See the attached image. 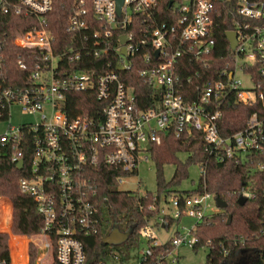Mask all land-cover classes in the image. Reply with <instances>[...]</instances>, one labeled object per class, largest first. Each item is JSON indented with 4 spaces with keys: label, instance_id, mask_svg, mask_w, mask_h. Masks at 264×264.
Masks as SVG:
<instances>
[{
    "label": "built area",
    "instance_id": "1",
    "mask_svg": "<svg viewBox=\"0 0 264 264\" xmlns=\"http://www.w3.org/2000/svg\"><path fill=\"white\" fill-rule=\"evenodd\" d=\"M218 1H170L162 20L159 0H123L119 13L115 0H72L63 28L67 36L61 39L48 25L54 0H0V14L36 21L11 39L0 29V146L24 172L19 189L43 219L34 237L42 238L58 264H85L81 237L95 234L99 225L98 169L114 168L123 183L149 161L148 146L160 144L168 132H200L205 151L217 160L254 163L261 179L233 194L246 201L261 198L258 233L264 237V0H238L236 12L244 21L234 30L233 65L198 86L195 100L183 93L177 74L183 57L197 58L215 45ZM133 68L159 91L153 107L140 108L133 88L121 80V73ZM239 73L249 87L242 86ZM78 92L97 101L91 114L72 111ZM226 92L235 94V102L258 108L230 129L220 122L219 101ZM14 112L26 117L13 123ZM215 198L208 191L161 196L133 254L115 251L98 264H179L178 249L193 250L197 224L220 210ZM171 227L160 241L156 233ZM167 244L171 249L164 250ZM0 264H13L10 255Z\"/></svg>",
    "mask_w": 264,
    "mask_h": 264
},
{
    "label": "trees",
    "instance_id": "2",
    "mask_svg": "<svg viewBox=\"0 0 264 264\" xmlns=\"http://www.w3.org/2000/svg\"><path fill=\"white\" fill-rule=\"evenodd\" d=\"M175 0H159L158 10L160 18L166 20V12L170 10L168 4ZM238 0H219L213 15V36L215 45L206 54L185 56L181 59L177 74L179 75L183 93L195 100L198 94L197 87L205 81L217 78V73L226 67H231L233 56L230 52L226 32L234 31L244 18L236 12ZM72 9V0H54L53 9L48 15L49 28L64 39L65 21ZM160 19V20H161ZM34 18L0 14V29L6 31L10 39L23 32L26 28L35 25ZM101 63V61L99 62ZM98 63V64H99ZM94 65H86L90 68ZM139 69L121 73V80L134 90L140 108L153 107L160 99L159 91L148 85L139 75ZM198 75L196 76V74ZM191 78V79H189ZM97 101L93 96L78 92L70 106L74 113H92L91 109ZM222 112L221 125L227 129L234 127L237 122L245 123L258 110L256 105H244L235 102V94L226 92L220 99ZM179 154H186L184 159ZM148 155L155 163L156 185L155 192L146 190L143 194L119 189L117 178L122 175L114 168L100 167L96 172L98 177L97 203L99 207V225L95 234L81 237L85 250V264H98L106 260L117 251L125 256L119 246L103 243L102 239L112 230L114 224L121 231L132 228L129 239L123 243L126 248L139 246L142 243L139 231L145 226L146 220L158 211L159 199L163 195H192L197 192L208 191L214 197L227 202V207L211 214L197 224L195 235L198 243L193 248L197 251L201 245H207V254L204 264H243L248 259L249 264H264V237L259 235L260 215L263 207L261 198L247 200L244 204L238 202L233 192L242 185L254 179H261L260 173L255 170L254 163L241 165L233 160L219 161L204 149V142L200 132L176 136L173 132L162 133L160 144L152 143ZM171 164L174 171L170 179L163 176V165ZM196 164L203 168L197 184L192 189H180L182 182L188 177V166ZM131 174H135L133 171ZM24 172L18 170L11 163L8 155L0 146V197H7L12 205L10 221L11 232L18 235L33 236L43 229V219L37 212L33 199L23 194L19 189V179ZM153 205L154 209H148ZM10 206L0 198V228L6 227ZM230 216V222L227 223ZM8 234L0 232V259L9 260ZM24 237H12V253L15 264H26ZM32 240L39 247L38 261L43 264L49 261L47 252L49 246L40 237ZM21 243V244H20ZM23 252L19 256V250ZM171 249L169 244L164 250ZM158 252L160 248H155ZM21 252V251H20ZM37 248L29 243L27 247L28 263L34 264L37 257ZM243 256V257H239ZM246 255V258H245ZM244 259V261L242 260ZM50 263V262H49ZM53 264H58L54 260Z\"/></svg>",
    "mask_w": 264,
    "mask_h": 264
},
{
    "label": "rangeland",
    "instance_id": "3",
    "mask_svg": "<svg viewBox=\"0 0 264 264\" xmlns=\"http://www.w3.org/2000/svg\"><path fill=\"white\" fill-rule=\"evenodd\" d=\"M237 79L241 81L242 86L249 87L251 84L247 80V78L243 77L240 73L237 74ZM12 121L13 123H16L26 116H22L19 112H14L12 116ZM3 128V126H0V130ZM186 157V154H179L180 159H184ZM174 171V166L171 164H164L163 165V176L165 179H170ZM200 176V168L196 164H191L188 166V177L182 182L180 189H192L196 186L197 181ZM119 189L124 190V191H130V192H135L139 194H143L146 190L155 192L157 189L156 185V167L154 161L151 159L149 156V161L148 162H142L139 166V170L137 174L131 175V177L125 178L123 183L119 184ZM4 199L10 206V212H9V220L11 221V214H12V205L10 200L7 197H0ZM8 217L6 219V227L0 228V232H6L8 234V248H9V255L10 258L12 259L13 264L14 262V257H13V251L11 248L12 245V237H24V244L23 247L25 248V253H26V264L28 263V254H27V247L29 243H32L36 248H37V257L35 259L34 264H43L42 262L38 261L40 252H39V247L38 245L32 240L33 236H25V235H18L14 234L11 232L10 229V223H8ZM182 223L184 224H190L191 220L188 218H183ZM1 225V224H0ZM9 227V228H8ZM174 227H171L170 229H165L167 232L159 230L156 234L157 237L159 238L160 241H166L168 236L171 234L173 231ZM21 244V243H20ZM137 246H134L132 248H126L125 245H119L118 249L123 251V253L126 256L132 255L133 250L136 249ZM21 251V252H20ZM23 252V249L21 248L19 250V256ZM178 253L180 256L179 264H204L205 263V256L207 254V249L206 248H200L197 251L191 250L188 247H180L178 249ZM47 255L49 256V261L45 264H53L54 257L53 255H50V251L48 250ZM239 257H243L240 256ZM246 258V255H245ZM107 261L110 260L108 257L106 259ZM244 261V259H242ZM50 262V263H49ZM243 264H249L248 259H245Z\"/></svg>",
    "mask_w": 264,
    "mask_h": 264
},
{
    "label": "water",
    "instance_id": "4",
    "mask_svg": "<svg viewBox=\"0 0 264 264\" xmlns=\"http://www.w3.org/2000/svg\"><path fill=\"white\" fill-rule=\"evenodd\" d=\"M116 1V7H117V13L120 12V7L122 5L123 0H115ZM226 37L229 42V47L231 51H234L237 46V34L235 31H228L226 32ZM126 40L125 36H121V42H124ZM122 53H125L124 48L121 50ZM158 51H156V54ZM150 148V146H148ZM17 167L19 169L22 168V161H19L17 164ZM216 204L220 209H224L227 207V202L216 197ZM238 202L240 204H244L246 202L245 198L239 197ZM230 222V216L228 217L227 223ZM132 233V228H129L127 231H121L117 225L114 224L112 230L102 239L103 243L106 245L111 246H119L125 243L130 235Z\"/></svg>",
    "mask_w": 264,
    "mask_h": 264
},
{
    "label": "crops",
    "instance_id": "5",
    "mask_svg": "<svg viewBox=\"0 0 264 264\" xmlns=\"http://www.w3.org/2000/svg\"><path fill=\"white\" fill-rule=\"evenodd\" d=\"M9 228V227H8Z\"/></svg>",
    "mask_w": 264,
    "mask_h": 264
}]
</instances>
